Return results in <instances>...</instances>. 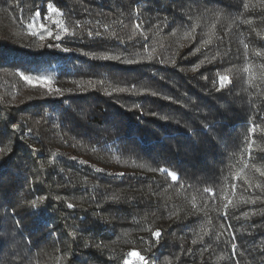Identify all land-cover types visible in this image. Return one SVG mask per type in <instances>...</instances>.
Segmentation results:
<instances>
[{"label":"trees","instance_id":"obj_1","mask_svg":"<svg viewBox=\"0 0 264 264\" xmlns=\"http://www.w3.org/2000/svg\"><path fill=\"white\" fill-rule=\"evenodd\" d=\"M131 253L264 264V0H0V264Z\"/></svg>","mask_w":264,"mask_h":264},{"label":"snow or ice","instance_id":"obj_2","mask_svg":"<svg viewBox=\"0 0 264 264\" xmlns=\"http://www.w3.org/2000/svg\"><path fill=\"white\" fill-rule=\"evenodd\" d=\"M46 9H47V13L50 14L48 18H51V14H59V13H60V9L57 8V7H55V6H54L53 4H51V3H48V4L46 5ZM39 16H40V12H39V11H36V12H35V17H34V19H35L36 17H39ZM40 27H41V28H44V25L41 24ZM139 27H140V26L137 25V28H139ZM45 31H47V35H48V36H53L52 31L47 30V29H45ZM61 31H63L64 33H68V29H67V27H64L63 25H61ZM33 34H36V33H33ZM90 34H91V33H90ZM97 36H99V33H97ZM40 38L43 39L44 37L41 35ZM55 38H56V39H60V36L57 35ZM63 50H64V51H68V49H63ZM105 59H109V57H105ZM116 59H119V58L116 57ZM21 76H22V78H23L24 80H26L29 84H33V83H34V81H33L29 76H26V75H24L23 73H21ZM219 79H220V81H221L222 83H223V81H225V80H230L229 77H220ZM50 82H51V81H50L49 78L46 77V76H45V77H39L38 80L36 81V83H43V84H48V83H50ZM13 128H16V126L13 125ZM253 131H254V129H253ZM160 171H163V172L167 173V174L171 177V179H172L173 181H177L178 176H177V174H176L175 172H170L168 169H165V168L160 169ZM121 175H123V173H121ZM206 191H208L210 195L213 194L212 191H211L210 189H207ZM36 204H37L36 200L31 201V205H32L34 208L36 207ZM68 206H69V207H72V205H68ZM160 236H161V232H160L159 230H157V231H155V232L153 233V237H154V239H156L157 241L159 240ZM232 247H233V249H235V248H236V245H235V244H232ZM130 255H138V256H139L138 253H131ZM139 260L142 262V264H149V261H148L145 257H143V256H139Z\"/></svg>","mask_w":264,"mask_h":264},{"label":"rangeland","instance_id":"obj_3","mask_svg":"<svg viewBox=\"0 0 264 264\" xmlns=\"http://www.w3.org/2000/svg\"><path fill=\"white\" fill-rule=\"evenodd\" d=\"M134 258V257H133Z\"/></svg>","mask_w":264,"mask_h":264}]
</instances>
